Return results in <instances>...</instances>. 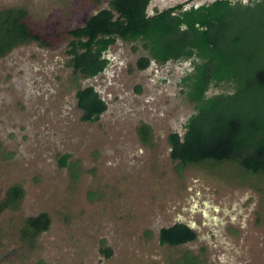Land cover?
<instances>
[{
  "label": "rangeland",
  "instance_id": "374dc122",
  "mask_svg": "<svg viewBox=\"0 0 264 264\" xmlns=\"http://www.w3.org/2000/svg\"><path fill=\"white\" fill-rule=\"evenodd\" d=\"M186 1L214 0H152L148 13ZM108 2L0 0V11L24 9L40 39L0 58V202L10 187L23 189L17 209L0 213V264H264L263 177L235 162L180 169L170 159L167 135H182L193 112L179 85L188 63L139 70L141 46L117 40L103 55L106 69L78 81L107 109L81 120L66 33ZM251 23L250 43L261 38ZM141 124L150 144L140 141ZM40 213L49 228L24 241L25 219ZM176 223L195 240L160 246L159 230Z\"/></svg>",
  "mask_w": 264,
  "mask_h": 264
},
{
  "label": "trees",
  "instance_id": "16d2710c",
  "mask_svg": "<svg viewBox=\"0 0 264 264\" xmlns=\"http://www.w3.org/2000/svg\"><path fill=\"white\" fill-rule=\"evenodd\" d=\"M150 1L110 0L107 8L66 33L71 39L66 54L77 82L74 96L81 120L96 122L107 107L93 87H80L78 81L96 77L106 68L109 61L103 55L117 40L135 43L145 52L136 62L139 70L151 60L189 64L179 85L193 112L182 135H167L171 161L180 169L235 162L264 179V0L247 4L215 0L186 9L180 4L149 16ZM26 15L22 8L0 11V58L17 46L40 41L26 24ZM251 22L258 24L255 34H261L252 43L247 41L250 36L246 38ZM137 132L142 144H150L147 125L141 124ZM68 158L62 156L58 165L66 167ZM22 197L19 185L10 187L0 202V213L17 209ZM49 225L46 213L28 217L20 236L33 242ZM195 238V232L182 223L158 233L160 246L184 245Z\"/></svg>",
  "mask_w": 264,
  "mask_h": 264
},
{
  "label": "flooded vegetation",
  "instance_id": "af4514ba",
  "mask_svg": "<svg viewBox=\"0 0 264 264\" xmlns=\"http://www.w3.org/2000/svg\"><path fill=\"white\" fill-rule=\"evenodd\" d=\"M109 1H110V0H109ZM214 1H215V0H214ZM151 2H152V0L149 2L148 6H147V9H146V13H147V15H149V16L154 15L155 12H156V11H155V12L152 13V14H149V13H148V8H149ZM248 2H249V1H248ZM248 2H247V3H248ZM189 3H190V1H186V2H183V3L176 4V5H180V4H181V5H183L184 9H186V8H187L186 6H187ZM247 3H246V4H247ZM204 4H205V3H204ZM206 4H207V3H206ZM243 4H244V3H243ZM176 5H174V6H176ZM202 5H203V4H202ZM174 6H172V7H174ZM193 6H194V5H193ZM199 6H201V5H199ZM199 6H194V7H199ZM172 7H169V8H172ZM190 7H191V6H190ZM167 9H168V8H167ZM164 10H166V9H164ZM161 11H163V10H161ZM161 11H159V12H161ZM106 59H107V58H106ZM107 60H108V59H107ZM108 61H109V60H108ZM151 62H155V61H154V60H151ZM151 62H150V63H151ZM155 63H157V62H155ZM108 64H109V62H108ZM108 64H107V66H108ZM107 66H106V67H107ZM148 66H149V65H148ZM105 69H106V68H105ZM105 69H104V70H105ZM104 70H103V71H104ZM103 71H102V72H103ZM102 72H101V73H102ZM93 78H94V77H93ZM94 90H95V89H94ZM95 92H96V91H95ZM97 94H98V93H97Z\"/></svg>",
  "mask_w": 264,
  "mask_h": 264
}]
</instances>
